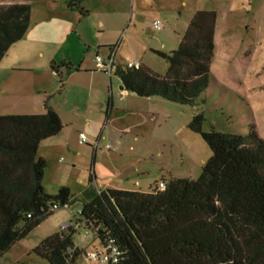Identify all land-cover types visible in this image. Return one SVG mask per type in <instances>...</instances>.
I'll use <instances>...</instances> for the list:
<instances>
[{"label": "rangeland", "instance_id": "rangeland-1", "mask_svg": "<svg viewBox=\"0 0 264 264\" xmlns=\"http://www.w3.org/2000/svg\"><path fill=\"white\" fill-rule=\"evenodd\" d=\"M0 2L29 3L30 35H37L40 40L55 34V42L48 41L55 43V51L59 43L69 45V37L78 59L95 57L99 43L118 45L116 60L121 64L139 60L158 75L166 73L167 63L154 51L168 53L176 49L187 27L184 19H177L173 11L165 10H143L150 17L136 25L129 23L124 12L132 6L136 12V0H84L83 10L89 14L83 16L80 10L67 8L64 0ZM155 2L159 7L172 3ZM195 5L216 14L208 84L194 100L195 104L171 102L160 96L122 97L112 75L114 113L87 124L86 119L96 116L83 115V108L78 116L74 107L77 80L70 79L62 90L67 74L64 73V80L55 76V107L62 112L63 129L43 140L38 148V155L46 163L42 183L48 193H56L67 183L76 200L68 208L52 211L25 237L11 244L0 256V264H49L34 248L47 236L61 231L60 225L73 219L82 201L89 200L107 182L111 187L149 192L159 182L167 183L173 177L197 178L211 150L199 134L188 128L196 112L203 114L204 131L247 134L254 130L264 138V0H196ZM141 6L145 8L147 4ZM47 17L50 19L46 20ZM99 19L111 22L104 26V33L97 24ZM153 19L160 22V29L152 27ZM45 47L49 49L48 45ZM69 51L58 50L57 59L61 60ZM100 54L104 55L105 49ZM105 75L108 81L107 71ZM0 109L9 111L2 103ZM80 133L87 139L83 144L78 142ZM95 141L97 160L92 163L91 144ZM93 172L101 186L95 184L93 176L89 181ZM83 232L81 228L73 235L81 252L72 264H107L87 257L89 251L99 248V242L92 239L90 232L83 237Z\"/></svg>", "mask_w": 264, "mask_h": 264}, {"label": "trees", "instance_id": "trees-1", "mask_svg": "<svg viewBox=\"0 0 264 264\" xmlns=\"http://www.w3.org/2000/svg\"><path fill=\"white\" fill-rule=\"evenodd\" d=\"M80 1L65 3L81 10ZM30 12L29 3L0 5V60L25 34ZM215 17L214 11L196 10L176 49L154 51L167 63L164 75L141 63L138 68L116 64L113 72L123 89L195 104L208 84ZM60 66L69 69L67 62ZM50 67L56 72L54 61ZM203 122L196 112L188 123L211 150L197 178L173 177L164 189L149 192L100 188L82 201L80 219L96 241H114L121 251L117 264H264V138L254 130L204 131ZM62 127L49 106L42 114L0 115V256L54 205L75 201L68 186L54 194L45 190L46 163L37 157L40 142ZM75 233L68 228L49 235L34 251L49 264H72L81 252Z\"/></svg>", "mask_w": 264, "mask_h": 264}, {"label": "crops", "instance_id": "crops-1", "mask_svg": "<svg viewBox=\"0 0 264 264\" xmlns=\"http://www.w3.org/2000/svg\"><path fill=\"white\" fill-rule=\"evenodd\" d=\"M83 1L84 0L80 1V15L82 16L89 14L88 12H84L83 10ZM136 1L137 4L134 7V9H136V12L133 10V6L128 12H124V19L126 18L129 23L132 22L134 25L141 23L142 20L148 18V16L150 17V13H145L143 10L173 11L177 16V19H184L187 23L196 10H201L197 7V5H195L196 0H170L172 1V3H170V5L166 7H159L155 2L156 0H148L147 2H144L143 0ZM11 3L25 2H0V5ZM141 4H147V6L144 8L141 6ZM121 5L123 6V4ZM66 7L69 8L67 5ZM119 8L122 7L119 6ZM69 9L73 10L71 8ZM49 19V17L46 18V20ZM154 20L155 19H153V21ZM110 23V21L107 22L103 19H99L97 24L101 29L100 32L104 33V26ZM82 35L84 34L82 33L80 35L81 38ZM37 37V35H30V28L28 27L23 37L15 44H13V46H11L5 52L4 56L0 60V103L6 105V108H8L9 110L2 111L0 109V115L3 114V112H8L11 114H42L46 111V106H49L57 112L63 124L62 112L59 108L55 107V91H57V89H55V76H59L62 80H64V73H66L67 76L65 81L63 82L62 90L66 89V82L72 78L77 80L78 83L75 86L74 92L76 93V105L74 107L77 108L78 116L81 108H83V115L89 114L92 115V118L94 115L96 116L94 119H86L85 122L87 124L92 122V120H96L100 116L104 115L108 118L109 115L112 114V112L114 113L115 104L112 97V83H114V80H112L111 76L114 75L116 77V83L118 84V86H120L121 82L119 78L114 74L113 70L116 64L125 66L124 64H121L118 60H116L118 45H105L99 43L97 45V50L94 52V54H100V51H102V49H105V54H100L102 56L103 62L105 63L108 61L110 53L113 52L111 69L107 81L105 70L96 66L94 57L87 60L85 56L80 59L74 56L73 50L71 48L70 37L68 39L69 45L66 46V42H63L61 44L59 43L56 51L55 43H48V41L55 42V34L50 39L41 37L39 40L37 39ZM43 42V47H41L40 43ZM124 43H126V41H124ZM47 45L49 49L45 47ZM70 49L71 51H69L67 55L65 54L64 58H62L61 60L57 59L58 50L66 52V50ZM88 54L90 55L91 52L88 51ZM52 61L55 62V65L57 67L56 72L53 71L50 67ZM63 61L68 63V70L65 67L60 66V63ZM139 62L142 64L141 61ZM52 81H54V83ZM119 90H121L120 96L122 97H125L127 94L135 95L129 91L124 90L123 88L121 89L120 87ZM42 141L40 142L38 148L41 147ZM38 156L44 159L42 155ZM96 160L97 152L93 149L91 161L92 163H96ZM93 179H95L94 182L95 184H97L94 172ZM162 182L165 183V181ZM63 185L68 186L71 190L69 184L65 183L61 186ZM97 185L101 186L99 183ZM100 188L116 187H111L107 182L105 183V186H102ZM72 195L74 200H76V196L74 194ZM92 196H94V193H92Z\"/></svg>", "mask_w": 264, "mask_h": 264}, {"label": "built area", "instance_id": "built-area-1", "mask_svg": "<svg viewBox=\"0 0 264 264\" xmlns=\"http://www.w3.org/2000/svg\"><path fill=\"white\" fill-rule=\"evenodd\" d=\"M152 27L154 29H160V22L158 20H154L152 22ZM112 58H113V52L110 53V57L108 58V61L105 63L103 62L102 56L99 53L95 54V62L97 63V66L99 68L104 69L105 71L110 73L111 69V64H112ZM140 65V62L138 60H129L126 62L125 66L128 68H138ZM86 137L83 133L79 134L78 142L80 144H83L86 142ZM93 149L95 150L97 148V141H95L93 144H91ZM158 190H162L165 188V183L164 182H159L158 185L156 186ZM98 192V190L96 191ZM69 204L65 203L61 207L68 208ZM52 210L57 209V206L54 205ZM81 213V210L78 208L77 212L75 215H73V219L70 220L69 222L62 223L60 225L61 230H67L68 228H72L76 231L79 229H84V232L81 234L83 237L86 236L89 233V229L85 228V222L86 220H81L79 215ZM97 228L93 229L94 233L96 232ZM108 236V234H107ZM87 257L92 260H98L103 263L107 264H117L119 262V259L121 257V251L118 248V246L114 243V241L110 237H106L101 241H99V248L94 249L92 251H89L87 254Z\"/></svg>", "mask_w": 264, "mask_h": 264}, {"label": "water", "instance_id": "water-1", "mask_svg": "<svg viewBox=\"0 0 264 264\" xmlns=\"http://www.w3.org/2000/svg\"><path fill=\"white\" fill-rule=\"evenodd\" d=\"M119 87H120L121 89L123 88V86H122V85H120Z\"/></svg>", "mask_w": 264, "mask_h": 264}]
</instances>
